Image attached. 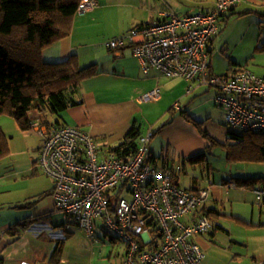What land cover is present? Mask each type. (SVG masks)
<instances>
[{"label": "crops", "instance_id": "0c3cea01", "mask_svg": "<svg viewBox=\"0 0 264 264\" xmlns=\"http://www.w3.org/2000/svg\"><path fill=\"white\" fill-rule=\"evenodd\" d=\"M96 2L92 11L76 14L70 35L43 50L41 56L45 62L57 63L75 55L79 68L95 64L98 74L79 84L73 95L74 101L81 102L79 105L59 115L49 113L47 116L45 111L32 112L30 117L44 126L77 127L94 138L100 151L116 146L136 129L142 135L151 132L148 157L153 165L179 164L182 170L175 181L181 188L191 192L202 188L210 190L205 204L196 213L216 220L212 232L194 237L203 252L218 247L213 240L216 241L220 233L229 239L228 248L232 244L240 247V253L235 254L242 258L238 261L240 264H264V202L258 201L252 193L253 187L264 182L249 188L237 184L241 180L263 179L264 163H231L236 166L224 169L220 180L211 177L205 153L208 147L218 143L211 132L223 134L224 144L233 143L228 139L223 111L214 103L215 95L212 100L205 96L207 90L215 94L214 90L205 86L189 90V84L183 79H167L152 68L144 74L129 46L119 51L106 47L107 41L137 26L161 20L164 12L171 11L178 16L209 12L215 1ZM230 14L254 15L260 21L264 16V0H240L227 16ZM261 38L260 33L258 43ZM213 43L212 39L208 46L210 71L216 75L236 72L225 71V68L218 72L212 68ZM260 74L264 77V73ZM156 87L160 92L155 100L138 101L141 95ZM162 121L164 127L158 129ZM14 122L9 116H0V128L6 137L2 125ZM40 144L39 140L38 153ZM189 165L194 170L196 166L205 170V178L199 181L194 171L188 177ZM182 178L188 187H182ZM52 189L53 182L35 167L15 174H0V264H123L124 247L104 230L100 220L95 229L98 241H93L63 215L53 211Z\"/></svg>", "mask_w": 264, "mask_h": 264}, {"label": "built area", "instance_id": "2783aa9c", "mask_svg": "<svg viewBox=\"0 0 264 264\" xmlns=\"http://www.w3.org/2000/svg\"><path fill=\"white\" fill-rule=\"evenodd\" d=\"M210 12L178 16L164 12L163 19L133 28L126 35L106 43L108 49L129 46L144 74L155 69L167 79H183L189 90L205 86L215 92L214 103L223 111L226 127L232 131L264 136V77L248 69L213 74L207 47L220 19L240 0H214ZM97 6L96 0H80L77 14ZM156 87L138 98L155 100ZM42 138L37 168L53 182L54 212L60 213L88 238L95 235L97 221L125 250L123 264H201L204 252L194 237L210 233L214 226L205 214H196L210 190L190 192L176 185L179 164L157 167L150 162L152 133L141 135L133 156L123 160L100 151L93 137L78 128L31 123ZM122 193L112 201L118 187ZM264 202V185L252 188ZM129 195L130 199L125 196ZM161 237L156 241L154 231ZM21 264H48L21 262Z\"/></svg>", "mask_w": 264, "mask_h": 264}, {"label": "trees", "instance_id": "16d2710c", "mask_svg": "<svg viewBox=\"0 0 264 264\" xmlns=\"http://www.w3.org/2000/svg\"><path fill=\"white\" fill-rule=\"evenodd\" d=\"M79 2L80 0H0V116L12 118L22 131L31 129V123L34 122V118L30 117L32 112L47 111L51 115H59L66 109L79 105L81 102L74 101L73 97L79 84L98 74L95 64L79 68L75 55L57 63L45 62L41 56L43 50L70 35ZM227 13L220 22L227 18ZM262 18L259 24L264 27V16ZM218 31L219 26L210 42ZM260 45L259 49H264V41ZM207 53L209 55L208 49ZM141 135L140 130L136 129L116 146L106 148L103 152H111L127 160L135 153ZM228 139L233 143L225 145L227 162L264 163V136L228 129ZM209 141L211 142L210 139ZM8 153L7 137L0 128V159ZM257 182H264V178L241 180L237 184L249 188ZM175 183L178 185L176 181ZM123 189V186L116 188L109 196L111 200L117 198ZM149 224L152 226L151 231L156 233V241H159V231L155 230L151 220Z\"/></svg>", "mask_w": 264, "mask_h": 264}, {"label": "rangeland", "instance_id": "374dc122", "mask_svg": "<svg viewBox=\"0 0 264 264\" xmlns=\"http://www.w3.org/2000/svg\"><path fill=\"white\" fill-rule=\"evenodd\" d=\"M218 26L219 31L213 38L214 43L210 54L212 68L217 69L218 72H222L224 68L225 71L227 69L230 71L248 69L257 76H262L260 73H264V49H259L261 45L258 43V38L261 33V42L264 41V27L262 24H259L258 18L254 15L239 16L230 14L221 21ZM214 95L213 91L207 90L205 96L212 100ZM210 105H212V102H210ZM49 115L48 113L47 116ZM220 118H222V116ZM163 123L165 122L162 121L158 125V129L164 127L162 126ZM14 124L16 123L14 122L12 125H2L7 135L10 153L0 159V174H15L25 168L32 169L34 167L39 171L36 162L38 158L37 144L42 138L34 129L31 128L27 131H22ZM211 133L212 138L218 143H214L212 146L208 147L205 157L210 163L209 171L211 177L220 180L224 169L227 168V170H229L236 165L225 161L224 152L226 144H224V135L213 131ZM191 171L195 172V176L199 181H201L203 177L205 178L207 174V172L199 166H196L195 170L190 166L186 168L188 177L191 175ZM181 180L182 187H188L185 180L183 178ZM125 198L130 199V196L126 195ZM210 220L214 226L213 221L216 220L213 218H210ZM213 242L218 247L216 249H211L209 252H204L205 259L203 264H240L238 261L242 258L235 256L236 253H240V247L232 244L231 247L228 248L229 239H227L226 235L219 233L218 238H216V241L213 240ZM226 245L227 247H225Z\"/></svg>", "mask_w": 264, "mask_h": 264}]
</instances>
